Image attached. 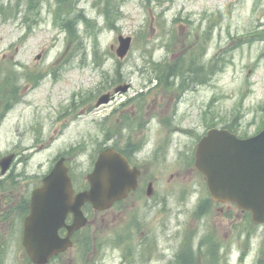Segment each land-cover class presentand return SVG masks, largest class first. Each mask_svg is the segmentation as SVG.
<instances>
[{
  "label": "rangeland",
  "instance_id": "374dc122",
  "mask_svg": "<svg viewBox=\"0 0 264 264\" xmlns=\"http://www.w3.org/2000/svg\"><path fill=\"white\" fill-rule=\"evenodd\" d=\"M33 1L0 0V156L10 150L24 155L32 151L26 164L39 175L52 166L43 168L40 162L69 149L71 173L85 182L102 148L134 147L137 163L154 179L149 194L145 185L142 195L138 189L92 219L89 233L99 246L83 257L81 248L72 246L67 256L74 255L76 264H128L129 257L133 264H190L192 258L201 263L207 251L213 254L214 241L205 235L214 230L218 243L225 246L219 264H264V226H254L236 205L214 201L193 164L195 144L210 127H234L241 137L264 129V40L255 39L264 30V0H67V12L59 13L58 21L65 33L48 23L26 30L39 23L33 8L26 7ZM108 1L111 19L105 15ZM116 7L120 13L113 10ZM81 16L89 19L79 20ZM109 20L115 28L107 26ZM72 28L79 35L71 39ZM248 33L249 43H239ZM119 35L133 39L123 60L111 49L112 44L118 46ZM60 55L66 68L59 66L52 81L48 77L41 86L28 89L26 74ZM159 75L165 84L149 92ZM202 75L208 80L197 84ZM7 82L28 101L15 103ZM128 82V92H115ZM141 91L146 96L139 121L141 101L118 106ZM113 92L117 99L103 103ZM7 95L14 105L7 107ZM92 106L96 114L88 111ZM115 108L118 114L105 122L104 116ZM120 114L124 124L117 121ZM34 119L38 125L31 127ZM132 123V133L122 128L118 136L119 124ZM20 187L0 190V208L6 209L5 191L17 198ZM201 205L206 207L203 213ZM118 240L123 243L116 245ZM12 241L7 243L6 264H22L18 258L21 261L24 254L17 240ZM62 262L69 263L70 257Z\"/></svg>",
  "mask_w": 264,
  "mask_h": 264
},
{
  "label": "water",
  "instance_id": "95a60500",
  "mask_svg": "<svg viewBox=\"0 0 264 264\" xmlns=\"http://www.w3.org/2000/svg\"><path fill=\"white\" fill-rule=\"evenodd\" d=\"M130 42V37L121 38L120 55L128 51ZM106 100L104 97L103 101ZM11 158L2 159L1 165L6 168ZM195 164L206 175L209 191L215 200L236 202L240 208L251 211L255 222H264V130L252 137L239 138L227 129H210L198 144ZM88 178L91 189L73 196L71 177L58 163L42 189L48 191L54 205H65L75 213L71 231L84 223L80 209L85 201L93 202L97 208L108 207L135 184V175L126 158L112 148L100 154L96 168ZM63 217L64 213H58L47 237L35 235V221L28 224L31 228L26 230L25 243L35 262L47 261L68 245V239H61L56 234Z\"/></svg>",
  "mask_w": 264,
  "mask_h": 264
},
{
  "label": "flooded vegetation",
  "instance_id": "af4514ba",
  "mask_svg": "<svg viewBox=\"0 0 264 264\" xmlns=\"http://www.w3.org/2000/svg\"><path fill=\"white\" fill-rule=\"evenodd\" d=\"M40 1L41 2L34 0L33 5L31 4L26 5V7L28 8H33L35 13L39 16L37 18V21L40 24H44L48 22L49 23L55 22L56 24H60L58 22L61 20L59 13L65 14L67 12V9L65 8L67 0H40ZM57 7L59 9H57ZM68 48H69V45L67 47V55L69 57ZM54 66L58 68L59 66L66 67V63L58 59L49 65V67H54ZM13 168H14V165L12 166L11 169ZM50 170H48L47 174L50 172ZM44 176L45 174L43 176L42 174H39L37 176H27L26 174H23V173H20L19 175L15 176V173L12 172L11 170L4 177V182L0 184V190L5 189L6 191L8 188L15 187L16 185L21 186L20 189L18 190L20 194L18 195L17 198H12L11 195L6 194V191H5V196H4L3 201H4V206L6 207V209L3 210V208H0V231H1L2 238L5 240L1 244V248H0V251L2 254H9V251H7V247H8L7 243L9 240L13 243L12 240L15 239L17 240V244H18L19 241L22 239L23 222L25 218L31 212V206H30L31 198L30 197L32 194V190L42 184ZM134 202L135 201H132V204H134ZM128 204H131V202H128ZM84 211L87 212V214L89 215L88 206L84 208ZM104 213L105 212H102V214ZM72 220H73V214H70V215L68 214L65 222L67 225H69V223H71ZM59 233L61 237H68L69 230L67 226L65 225L61 227V229L59 230ZM71 239H73L74 241L73 248L78 246L81 248L79 250L87 249L89 245L88 226L84 227V229L80 228V229L75 230L71 236ZM67 254L69 255V252ZM79 254H81V256L83 255V253H79ZM60 256L63 258V255H60ZM73 256L64 255V257L68 260L70 257V262L65 263V264H75L73 260Z\"/></svg>",
  "mask_w": 264,
  "mask_h": 264
},
{
  "label": "trees",
  "instance_id": "16d2710c",
  "mask_svg": "<svg viewBox=\"0 0 264 264\" xmlns=\"http://www.w3.org/2000/svg\"><path fill=\"white\" fill-rule=\"evenodd\" d=\"M108 6V5H107ZM105 13H106V17L107 18H109V19H111V17H112V10H110V7H108L106 10H105ZM81 19H86L85 18V16H81L80 17ZM74 24H75V21H74ZM76 26H77V24H76ZM111 26L112 27H114V23H112L111 24ZM69 34H70V38L72 39V36H73V38H74V36H76V35H79L78 34V30L76 29V28H72V29H70L69 30ZM159 76H161V75H159ZM207 81V77L206 76H204V75H202V76H200L199 77V79H198V82H200V83H204V82H206ZM233 131H235V129H234V127H230ZM248 216H249V214H248Z\"/></svg>",
  "mask_w": 264,
  "mask_h": 264
}]
</instances>
